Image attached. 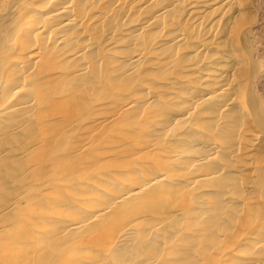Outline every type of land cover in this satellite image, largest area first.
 <instances>
[{
  "label": "bare ground",
  "instance_id": "bare-ground-1",
  "mask_svg": "<svg viewBox=\"0 0 264 264\" xmlns=\"http://www.w3.org/2000/svg\"><path fill=\"white\" fill-rule=\"evenodd\" d=\"M254 8L0 0V264H264Z\"/></svg>",
  "mask_w": 264,
  "mask_h": 264
},
{
  "label": "rangeland",
  "instance_id": "rangeland-1",
  "mask_svg": "<svg viewBox=\"0 0 264 264\" xmlns=\"http://www.w3.org/2000/svg\"><path fill=\"white\" fill-rule=\"evenodd\" d=\"M249 1H250V4L252 5L253 8L256 6L254 8V16H255V20L257 22L256 23V29H255L256 30V37L252 38L251 40H252V43H253L254 48H255L254 53L256 56L255 59L257 60V66H261L264 63V0H249ZM252 3H254V4H252ZM255 9H257V11ZM262 92L260 95L262 97V101L264 104V93H262ZM263 117H264V114H263Z\"/></svg>",
  "mask_w": 264,
  "mask_h": 264
}]
</instances>
